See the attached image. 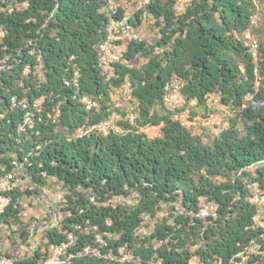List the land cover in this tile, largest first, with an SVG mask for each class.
<instances>
[{"label":"trees","instance_id":"16d2710c","mask_svg":"<svg viewBox=\"0 0 264 264\" xmlns=\"http://www.w3.org/2000/svg\"><path fill=\"white\" fill-rule=\"evenodd\" d=\"M175 1L148 0L135 12L137 24L150 21L158 37L154 42L130 41L126 62L115 63L114 75L108 76L98 62V44L109 20L106 1L0 0V108L10 120V125L3 124L0 143H16L15 135L8 137L5 130L23 114L9 108L10 95L31 100L45 94V106L60 108L56 123L35 118L40 133H28L25 142L42 144L29 170L38 184L33 192L51 177L63 189L62 230L47 232L45 247L65 242V230L75 235L69 252L92 244L97 232H111L103 252L126 245L144 258L156 252L163 264H186L192 256L203 264L225 262L239 242L252 237L264 248L251 223L258 206L248 201L251 182L264 189V0H187L179 13ZM247 30L258 41L255 57L243 43ZM74 63L80 73L77 91L63 82ZM37 64L42 65L40 78L33 74ZM175 78L182 84L183 102L171 109L162 103V95ZM126 79L131 94L120 96L125 106L113 101L111 93ZM50 92L54 94L48 98ZM83 96L95 102L90 110L80 102ZM210 96H219V102H208ZM219 104L231 115L217 133L206 125L201 131L208 133H200L175 118L185 108L191 120L200 111L206 117ZM113 113L119 118L114 120ZM109 118L112 127L106 133L93 129L74 136L79 127ZM147 124L159 125L160 136L140 131ZM132 191L140 194L132 205L102 204ZM12 193L0 222L13 219L24 235L17 214L22 195L31 189ZM200 198L217 204L215 214L197 216ZM144 219L146 225L155 219L153 231L138 241L133 229ZM5 233L11 238L14 231L0 228V239ZM5 254L14 255L16 264H34L39 256L35 252L22 260L9 250ZM257 255V264H264V255ZM72 260L107 264L94 256Z\"/></svg>","mask_w":264,"mask_h":264},{"label":"built area","instance_id":"2783aa9c","mask_svg":"<svg viewBox=\"0 0 264 264\" xmlns=\"http://www.w3.org/2000/svg\"><path fill=\"white\" fill-rule=\"evenodd\" d=\"M106 1L109 20L105 28V36L98 44V62L103 72L108 76L114 75L115 63L125 61V53L127 45L130 41H140L142 39L140 25L137 24L135 12L141 9L148 0H104ZM187 0H176L174 8L177 13L183 11ZM145 22L146 14L142 13ZM257 15H251V21L255 22ZM243 43L248 47L252 56H256L258 41L256 37L249 31L242 34ZM75 57L70 56V61ZM129 65V64H128ZM131 66V65H129ZM42 65L37 64L34 67L33 74L39 78L42 77ZM79 70L73 64L68 78H64L65 85L72 86L79 90ZM181 82L175 78L167 82L162 95V103L168 108H178L183 102L181 95ZM50 92L48 98L53 95ZM131 94V83L129 80L124 82L111 93L113 101L119 103L120 96L129 97ZM46 95L42 94L31 100L27 97H18L10 95L8 105L11 110H22L21 119L14 124L12 129H7L6 135L12 137L15 135L16 143L13 144L9 140L0 143V214L12 201V192L19 188L20 190L31 189V193H24L20 200V211L18 212L19 219L24 225L25 234L20 231V224L10 219V222H0V228L7 227L8 231H14L11 238H5V244L0 245V264H16L14 255L5 254L4 248L7 247L13 254H18L22 260L24 258L39 253L37 262L34 264H76L73 263V258H81L83 256H94L103 258L107 264H163L156 252H152L147 258L142 257L126 245L118 246L115 249H109L103 252V248L107 246V238H112L111 232L95 233L94 242L83 247L82 250L69 252L68 247L75 241V235L71 231H63L66 233V241L62 243H49L45 247L47 238L45 234L49 231L62 230L61 219L56 207L62 209L64 203L63 189L61 184L55 177L47 179V183L39 186L36 193L33 189L38 186L37 182H33L29 175V170L32 168L33 159L38 158L41 150L40 142H32L34 145L26 144V135H39V130L35 126L34 119L37 121L52 124L59 119L60 108L54 106L52 109L45 106ZM219 96H210L207 98L210 103H218ZM80 102L86 110H90L95 106V102L88 97H81ZM0 98V103H1ZM195 105V101L190 102ZM219 107H223L219 104ZM127 114L128 119L134 118V113L129 107ZM44 113L42 114L41 112ZM175 118L181 121L184 125H191L192 120L187 108L175 114ZM204 118L205 124L214 123L212 113H208ZM3 124L10 125V120L6 119L5 112L0 108V133H4ZM112 127L111 118L103 120L90 127H79L75 133V137H81L93 129H97L106 133L107 128ZM118 130L117 128H115ZM11 130V131H10ZM14 131V134H13ZM140 131L147 133L150 137H158L161 134L160 126L147 124L140 128ZM10 143H12L10 145ZM53 164V161H52ZM42 166V161L38 162V167ZM42 177H46V171L40 172ZM140 197L139 192L132 191L126 195H114L102 202L104 205H110L115 208L118 205H132ZM248 201L256 206L258 210L251 217L252 227L255 229L257 236L264 239V189H262L257 181H253L248 185ZM217 204L213 201H205L201 198L200 208L197 216L205 218L215 214ZM69 215V211L66 212ZM49 215L48 221L45 217ZM80 225H76L79 228ZM92 230L96 229L95 225H91ZM87 230V228H84ZM153 225H146L145 219L133 229V237L141 241L151 235ZM238 250L232 254L227 261L218 259L211 264H257L253 258L254 255L260 253L264 255V248L260 249V244L255 237L250 238L245 243H238ZM186 264H203L199 257L192 256Z\"/></svg>","mask_w":264,"mask_h":264},{"label":"rangeland","instance_id":"374dc122","mask_svg":"<svg viewBox=\"0 0 264 264\" xmlns=\"http://www.w3.org/2000/svg\"><path fill=\"white\" fill-rule=\"evenodd\" d=\"M140 30H141V35H142V38L149 41V42H154L155 39H157L158 37V34H157V29L156 27H154L153 24L150 23V21H146L145 23H142L140 25ZM263 33L259 32V37L262 36ZM120 104L122 105H125L127 104L126 100L124 99H120ZM214 113L212 114L213 115V121L214 123H210V124H205L204 123V118L201 116V111L199 112L198 116H195L192 120V125L193 127L195 128L196 131L198 132H207L206 130L204 131H201V129L203 130V126H208L211 128V130L213 129V131H215L216 133L220 130L221 127H226L228 125V117L231 115L229 113V111L227 109H225L224 107H219L217 105H214ZM113 119H118L119 118V115L116 114V113H113ZM208 134H204V138L208 139ZM200 202H201V198H200ZM57 209V213L58 215L61 217L63 216V213L61 211V208L56 207ZM45 219H47L48 221L50 220L49 218V215H47L45 217ZM155 219H151L150 220V224H152L154 222ZM3 230H6L8 233V228L7 227H3ZM7 234H3V238H1L0 240V245H4L5 244V236ZM13 253L15 252L14 249L12 250ZM4 252H8V249L7 247L4 248Z\"/></svg>","mask_w":264,"mask_h":264}]
</instances>
